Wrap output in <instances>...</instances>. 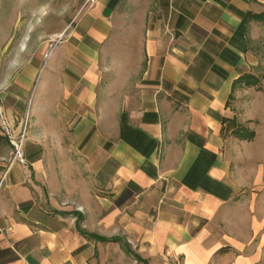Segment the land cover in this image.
<instances>
[{
    "label": "crops",
    "instance_id": "obj_1",
    "mask_svg": "<svg viewBox=\"0 0 264 264\" xmlns=\"http://www.w3.org/2000/svg\"><path fill=\"white\" fill-rule=\"evenodd\" d=\"M263 11L92 0L1 75L0 264H264Z\"/></svg>",
    "mask_w": 264,
    "mask_h": 264
},
{
    "label": "rangeland",
    "instance_id": "obj_2",
    "mask_svg": "<svg viewBox=\"0 0 264 264\" xmlns=\"http://www.w3.org/2000/svg\"><path fill=\"white\" fill-rule=\"evenodd\" d=\"M91 2L92 0H0V76L14 75L37 49L48 50L57 36ZM250 36L251 51L257 61L250 69L255 82L251 85H244L243 82L242 86L264 91V21L256 20L251 26ZM115 73L116 71L113 74L112 71L108 72L105 81Z\"/></svg>",
    "mask_w": 264,
    "mask_h": 264
},
{
    "label": "built area",
    "instance_id": "obj_3",
    "mask_svg": "<svg viewBox=\"0 0 264 264\" xmlns=\"http://www.w3.org/2000/svg\"><path fill=\"white\" fill-rule=\"evenodd\" d=\"M0 117L2 119V125L4 127L5 134L10 138L11 143L14 146V160H19L20 162H25L24 154H23V146H24V139H25V132L23 131L18 137H12L10 133V129L8 128L6 121L3 117V114L0 110Z\"/></svg>",
    "mask_w": 264,
    "mask_h": 264
},
{
    "label": "trees",
    "instance_id": "obj_4",
    "mask_svg": "<svg viewBox=\"0 0 264 264\" xmlns=\"http://www.w3.org/2000/svg\"><path fill=\"white\" fill-rule=\"evenodd\" d=\"M252 17L255 19V20H261V21H264V11L263 12H260V13H257V14H254L252 15ZM238 82H241L243 83L244 82V85H251L255 82V78L254 76H252L250 73L249 74H245L243 75L240 80ZM193 139L194 136H191Z\"/></svg>",
    "mask_w": 264,
    "mask_h": 264
}]
</instances>
